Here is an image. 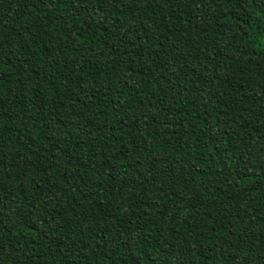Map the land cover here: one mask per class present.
I'll return each mask as SVG.
<instances>
[{"label": "trees", "instance_id": "16d2710c", "mask_svg": "<svg viewBox=\"0 0 264 264\" xmlns=\"http://www.w3.org/2000/svg\"><path fill=\"white\" fill-rule=\"evenodd\" d=\"M0 264H264V0H0Z\"/></svg>", "mask_w": 264, "mask_h": 264}]
</instances>
